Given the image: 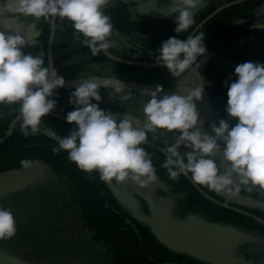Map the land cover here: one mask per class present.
Wrapping results in <instances>:
<instances>
[{
  "label": "clouds",
  "instance_id": "obj_1",
  "mask_svg": "<svg viewBox=\"0 0 264 264\" xmlns=\"http://www.w3.org/2000/svg\"><path fill=\"white\" fill-rule=\"evenodd\" d=\"M114 0H0V16L24 17L45 21L58 17L72 23L77 37H84L83 45L93 56L114 47L111 40L113 24L105 9ZM169 16H176L175 32L187 31L194 24L193 11L200 0H171ZM204 32L186 39L170 37L157 50L156 61L173 78L184 77L195 71L198 59L205 55ZM30 45L21 35L0 31V105H18L21 120L20 131L24 137L35 136L43 125V118L56 108L53 98L56 90L65 86L50 60L45 66V53L25 55L22 49ZM237 78L227 91L226 113L229 119L238 121L230 127L225 120L219 126L206 129L199 122L194 101H201L204 84H197L187 95H163L162 85L148 94L143 105V125L133 124L125 118L117 121L114 114L100 109L101 89L110 90L109 99L123 93L121 103L131 99L124 92L122 81L117 78H80V84L69 97L74 105L67 113L66 122L76 125L66 138H61L53 152L64 151L68 159L86 173L97 172L105 183L131 181L140 188H148L159 177L151 157L142 147L149 134L158 130L179 133L175 143L165 148L167 158L162 167L169 179L191 175V180L206 186L218 194L236 196L242 186L264 189V64L245 62L235 67ZM179 87V81H177ZM95 101V103H93ZM120 103V104H121ZM183 146L191 151L181 154ZM221 152L230 165L221 172L214 162ZM34 161L21 160L20 166L29 169ZM16 222L9 209L0 208V240L12 238Z\"/></svg>",
  "mask_w": 264,
  "mask_h": 264
},
{
  "label": "trees",
  "instance_id": "obj_2",
  "mask_svg": "<svg viewBox=\"0 0 264 264\" xmlns=\"http://www.w3.org/2000/svg\"><path fill=\"white\" fill-rule=\"evenodd\" d=\"M223 1L227 4L238 0ZM128 8L127 5L114 0L105 9V14L111 17L114 26L111 39L129 38L135 41L142 54L138 62L155 65L158 64L157 50L163 42L170 37L186 39L220 7L214 6L209 11L195 14L194 24L187 31L178 34L175 32L176 19L153 20L144 15L136 18ZM52 20L53 18L48 21L43 18L33 19L34 30L41 31V36L31 45L28 54L38 55L43 51L45 66L49 64L51 56L53 66L65 80V86L56 90L54 94L53 98L57 103L51 113L66 118L67 113L73 111L74 108V105L69 103V97L75 90L68 88L69 83L84 78L90 66L105 64L110 59L103 51L93 56L87 46L83 45L84 37L82 35L77 37L72 23L66 19L61 21L58 17L55 20L56 35L50 54ZM262 25H264V0L247 1L224 10L207 22L197 34L205 33L206 51L230 55L234 47L241 49L249 37L262 40L264 29L258 28ZM114 45L108 52L120 57L116 47L121 44L114 43ZM162 70L165 69L163 67L149 69V71ZM206 91L211 101L224 96L221 87L216 88L215 91L206 88ZM17 109L18 105H0V140L6 137L11 124L19 117ZM42 122L44 127L42 126L38 134L24 137L20 131V120L14 126L10 138L0 143V174L22 169L20 161L24 159L34 161V163H43L50 171L44 181L29 186L25 191L8 194L0 200V208L11 210L16 222V231L21 235L18 241L10 239L15 242L14 245L17 246L23 241V231L32 222L39 221L35 202L33 203L34 200H29L27 197L33 195L37 199L44 198L47 194L46 189L51 187L53 189L51 195L56 196L57 206L61 209V213L66 214L64 216L69 224L81 231L86 238L89 237V244L98 248L103 258L110 264H209L191 256L173 252L162 245L148 224L133 217L131 210L113 195L108 183L101 181L97 172L86 173L80 170L74 162L68 159V154L64 151L53 152V148H58L59 145L43 132H52L51 129L59 125L70 128L71 125L49 115L44 117ZM147 141L150 142V140ZM142 147L149 153L159 177L158 181L165 187L161 195L174 200L176 217H199L206 223L232 228L240 232L256 230L264 233V226L254 218L209 201L186 176L181 175L177 180L169 179L167 170L162 167L167 155L145 144ZM198 186L208 193L206 186ZM214 199L264 220V211L259 208L236 205L227 198L215 197ZM143 203L147 208L145 201ZM10 240H0V254L14 258L13 253L2 247ZM246 258L250 260L252 256L247 253Z\"/></svg>",
  "mask_w": 264,
  "mask_h": 264
},
{
  "label": "rangeland",
  "instance_id": "obj_3",
  "mask_svg": "<svg viewBox=\"0 0 264 264\" xmlns=\"http://www.w3.org/2000/svg\"><path fill=\"white\" fill-rule=\"evenodd\" d=\"M136 4L132 8H128L130 12L137 15L138 13L146 16L149 19H165L175 20L178 14L169 16V9L171 5L163 14H159L157 5L163 0H131ZM159 1L158 3H156ZM225 2L223 0H200L199 6L193 11V15L199 12L209 11L214 6H223ZM11 25L8 28L9 31L17 33L24 32H35L33 19L31 18H10ZM6 20L5 16H0V23ZM31 45L26 46L22 49V52L27 55ZM236 59V60H235ZM202 60L198 61V63ZM245 62H253L264 64V36L262 40H258L254 37H249L245 41V45L241 49L234 47L230 55H221L214 53L213 57L210 55L207 63L198 67V74L195 71L186 73L184 77L173 78L166 70L162 72L149 71L146 73L144 70L137 71V78L139 82L148 84L162 85L163 92L169 95H187L197 84H204V92L201 101H194L196 109L199 114V122L203 124L206 129L204 131H211L207 129L212 125L219 126L220 120H225L229 123L230 127L235 126L238 122L234 119H229L226 113L227 107V91L228 87L237 78L234 75L235 67ZM119 65L113 62H107L102 65L90 66L88 68V75L101 76L102 78H113V76H119L118 69ZM200 68V69H199ZM201 71L205 72L207 80L205 83L204 77ZM163 73V74H161ZM147 74V75H146ZM128 76H125L122 82L136 83ZM179 81V87L177 86ZM137 82V83H139ZM217 82H221L222 90L224 91V98L210 100L206 88L215 91L218 87ZM218 83V84H219ZM109 91H105V94L109 97ZM126 94L131 96V99L123 101L122 103L127 107L126 118L132 120L133 124L143 125V105L147 102L148 95L146 93L137 90L124 89ZM104 94V93H103ZM100 103H105L107 100L102 97ZM119 95L114 94L115 102L120 101ZM52 132L56 136L66 138L68 135V128L60 129L53 128ZM60 130V131H59ZM176 134V133H175ZM156 139H163L164 135H173V133H167L165 131H159L155 135L152 134ZM221 172L226 171L230 168V165L214 159ZM50 171H47L46 176L48 177ZM46 177V178H47ZM118 187L126 189L125 193L130 195V192L137 196L140 193L148 194L154 197L158 204L164 207L172 215L171 220L176 223H187L190 222L189 218H180L174 215L175 204L171 197L161 195V191H165V187L157 181L154 184L149 185L148 188H140L136 184L131 183L130 186H126L125 183L115 182ZM136 185V188H134ZM251 190L242 186L239 194L236 196L225 195L227 199L232 200L236 205H249L254 208H259L264 211V189L260 186H250ZM52 188L46 189L47 194L44 198H36L33 195H29L27 198L34 200L37 207V213L39 221L32 222L30 226L24 230V238L21 243L17 246L14 245V241L20 240V233L16 231L15 235L10 238V242H7L5 247L7 251L13 253L14 258L29 262L31 264H110L103 258L102 252L89 243V237L86 238L81 231L74 229L67 221L64 213H61V209L57 206L58 201L56 196L51 195ZM64 201V200H62ZM61 203V202H60ZM62 204V203H61ZM134 218L145 221L149 217V213L142 212L140 215L136 209L129 208ZM34 221V219H33ZM22 233V232H21ZM245 236V240L241 242L239 248L234 253L235 258L243 261V264H264V233L259 231L241 232ZM246 246V248H245ZM243 252L241 255L240 253ZM250 254L252 258L248 260L246 254ZM245 254V255H244ZM1 255V254H0Z\"/></svg>",
  "mask_w": 264,
  "mask_h": 264
},
{
  "label": "water",
  "instance_id": "obj_4",
  "mask_svg": "<svg viewBox=\"0 0 264 264\" xmlns=\"http://www.w3.org/2000/svg\"><path fill=\"white\" fill-rule=\"evenodd\" d=\"M247 1H255V0H238L235 2L227 3L217 9L214 13L208 16L192 33L197 34L201 28L213 19L215 16L223 12L224 10L236 6L238 4L247 2ZM171 0H163L161 3L157 5V9L159 11H164L168 7H170ZM2 5H0V10H2ZM6 20L0 23V31L5 32L6 34L12 35H21L25 38L26 41L33 42L37 40L41 36V32H24L17 33L14 31H9L8 28L11 25L10 19H8V15H4ZM57 17H54L52 20V36L51 43L49 46V52L51 54L53 42L56 35V27L55 20ZM259 29H264V25L259 26ZM107 54V52H104ZM108 55V54H107ZM108 57L111 60H114L119 63L128 64L130 66H137L145 69H157L162 68L163 66L160 64H145V63H129L124 62L118 59H115L112 56ZM210 55L208 51H206L202 60L198 63L199 66H202L207 63ZM51 60V56H50ZM90 78H98L94 82L102 83V77H90ZM86 78V79H90ZM80 79L73 80L69 83V89H75L76 86L80 84ZM124 89L128 90H137L146 94H149L152 91H155L154 87L145 84L139 83H127L122 82ZM163 95H169L165 93H161L158 99L162 98ZM49 116L60 119L66 122V118L57 114L49 113ZM20 121V117L16 118L11 124L9 131L6 137L0 140V143L7 141L10 136L14 126ZM72 126L77 130L76 126L72 124ZM47 137L54 140L55 142H59L60 138L56 136L54 133L49 131L43 132ZM176 135H168L164 143L167 145H173L175 143ZM145 145L150 146L152 148H157V146L153 143L146 142ZM181 149H186L181 146ZM190 150L191 149H186ZM166 154V151H163ZM215 160L224 162L223 156L221 152L215 154ZM48 171V167L43 163H34L33 166L29 169H20V170H11L0 174V200H2L8 194L14 192H22L25 191L29 186L42 182L46 178V174ZM189 181L195 186V188L200 191L209 201L212 203L229 208L235 212L244 214L248 217L254 218L259 224L264 226V220L242 210L239 208L231 207L223 202L217 201L210 197L204 190H202L197 184H195L190 175L186 176ZM109 187L113 193V195L121 202H123L128 208L136 207V201H134L127 193L119 190L114 186V184L109 183ZM144 200L148 204L150 215L145 222L152 229L154 235L157 240L173 252L185 254L191 256L199 261L209 264H243L242 260H239L232 256L234 249L241 242L245 240V236L243 233L232 229L222 227L216 224L206 223L199 220H192L189 223H176L171 220L169 213L167 210L156 203L152 198L143 196ZM0 264H29L23 261H20L16 258L0 255Z\"/></svg>",
  "mask_w": 264,
  "mask_h": 264
},
{
  "label": "flooded vegetation",
  "instance_id": "obj_5",
  "mask_svg": "<svg viewBox=\"0 0 264 264\" xmlns=\"http://www.w3.org/2000/svg\"><path fill=\"white\" fill-rule=\"evenodd\" d=\"M116 1H119V2H121V3H123V4H125V5H127L128 7H130V8H132V6L134 7L136 4H134V2L133 1H131V0H116ZM160 1V0H159ZM159 1H157L156 3H158ZM165 11V10H164ZM132 14H133V12H131ZM159 14H163V11H159L158 12ZM136 18H139V17H142L143 15L142 14H140V13H138L137 15H135V14H133ZM155 20H167V19H165L164 17H163V19H155ZM35 32H38V31H35ZM41 32V31H40ZM112 41H113V43H120L121 44V46H118V47H116V50H119V54L121 55L120 57H116V56H114V55H112V54H110L108 51H107V54L109 55V56H112V57H114L115 59H118V60H121V61H124V62H129V63H139L138 61L141 59V57H142V54H141V49L140 48H137L138 46L136 45V43H135V41H133V40H130L129 38H124V39H111ZM36 41V40H35ZM35 41H33V42H30V45H32ZM29 45V46H30ZM209 53V55H211L212 57H213V55H214V53H210V52H208ZM107 57H108V55L106 54V53H104ZM222 55V54H221ZM204 56H202L201 58H203ZM109 58V57H108ZM110 59V58H109ZM209 59H210V57H209ZM110 62H113V63H115V64H118L119 65V69H118V73H119V76H118V78L122 81L123 80V78L125 77V76H128V77H130L131 79H133L136 83L137 82H139L138 81V78H137V76H138V74H137V71L138 70H142V69H139V68H141V67H137V66H130V65H128V64H123V63H119V62H116V61H114V60H111L110 59ZM143 69H145V68H143ZM200 69V68H199ZM146 73H148L149 72V69H147V70H144ZM162 71H164V70H162ZM162 71H156V72H162ZM201 73H202V75H203V77H204V80H205V83H206V80H207V77H206V74H205V72H203V71H201ZM161 74H163V73H161ZM147 75V74H146ZM90 77H101V76H95V75H91V76H89L88 75V72L85 74V77H84V79H86V78H90ZM113 78H117L116 76H113ZM133 81V82H134ZM219 82H217V85L216 86H218L217 88H222V86H221V82L218 84ZM139 84H145V85H149V86H151V87H154L155 88V86L153 85V84H148V83H144V82H139ZM73 90H75V89H73ZM105 91H107V90H104V89H101V92H102V94H103V96L102 97H104L106 100H107V102H105V103H99V107H100V109H102V110H104L106 113H111V114H114L116 117H117V121L119 122V120H121V119H123V118H125V116H126V109H127V107L123 104V103H121V100L120 101H117L116 103H112V101L109 99V97L105 94ZM162 93H164V92H162ZM166 94V93H165ZM148 95V94H147ZM95 102V101H94ZM121 103V104H120ZM134 124H136V123H134ZM137 125H140V124H137ZM76 126V125H75ZM64 128H68L69 129V131H68V135H70V133L72 132V129L75 131L76 129L71 125V128L70 127H68V126H65V125H59L56 129H60L61 131H66V130H63ZM76 128H77V126H76ZM59 130V131H60ZM159 131H162V130H158V132ZM166 132V131H165ZM173 135H179V133H176V134H173ZM167 137V135H164L163 136V139L161 138V139H156V138H154L153 137V135L150 133L149 134V136H148V140H150V142L149 141H147V142H149V143H153V144H155L156 146H157V148H154V149H156V150H158V151H161L163 154H165L163 151H165V148L167 147V146H171V145H167V144H165L164 143V140H165V138ZM190 150H186V149H179V152L183 155V154H185L186 152H189ZM165 155H167V154H165ZM191 177V176H190ZM116 181L114 180L113 182H111L112 184H114V186L116 187V188H118L119 190H121V191H123V192H126L125 190L126 189H124V188H120V187H118V185L115 183ZM131 181H125V182H123V183H125V185L126 186H130L131 187V183H130ZM133 184V183H132ZM108 185H109V183H108ZM195 187V186H194ZM134 188H136V185H134ZM207 188V187H206ZM202 189V188H201ZM208 189V188H207ZM203 190V189H202ZM209 190V189H208ZM205 191V190H204ZM200 192V191H199ZM206 192V191H205ZM201 193V192H200ZM202 194V193H201ZM210 197H212L213 199L215 198V197H220V198H226L225 196H223L221 193L220 194H218V193H216V192H214V191H208V193H207ZM203 195V194H202ZM134 201H136V207H133V209H136L137 211H138V213H139V215L142 213V212H148L149 213V215H150V212H149V207H148V204L146 203V201L144 200V198H143V196H147V197H150V198H152L156 203H158L157 202V200L154 198V197H152V196H150V195H148V194H143V193H140V194H138L137 196H134L131 192H130V195H129ZM204 196V195H203ZM215 196V197H214ZM205 197V196H204ZM143 201H145V203L147 204V208L145 207V205H144V203H143ZM176 209V208H175ZM168 212V211H167ZM169 213V212H168ZM173 213H175V210H174V212ZM170 215V214H169ZM170 217H172V215L170 216ZM190 217V221H192V220H199V221H203L204 222V220L203 219H201V218H199V217H191V216H186V218H189ZM181 218V217H180ZM187 223H189V222H187ZM238 231V230H237ZM240 232V231H239ZM239 246L240 245H238V246H236V248L234 249V252H233V254H232V256L234 257V253L236 252V250H237V248H239ZM245 248H246V246H245ZM241 255L243 254V252H241L240 253ZM245 255V254H244ZM239 259V258H238Z\"/></svg>",
  "mask_w": 264,
  "mask_h": 264
}]
</instances>
